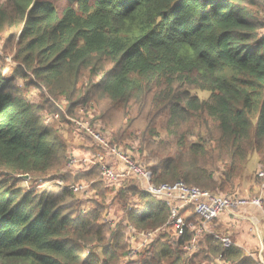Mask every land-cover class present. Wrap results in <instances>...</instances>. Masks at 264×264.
Instances as JSON below:
<instances>
[{"label":"trees","instance_id":"16d2710c","mask_svg":"<svg viewBox=\"0 0 264 264\" xmlns=\"http://www.w3.org/2000/svg\"><path fill=\"white\" fill-rule=\"evenodd\" d=\"M261 12L263 0H0V41L15 45L0 57L14 65L12 78L0 67V264H263L264 239L240 246L224 214L196 235L202 222L186 208L193 227L178 235L169 206L137 182L70 168L71 156L102 151L66 121L122 146L155 185L239 197L251 156L264 167ZM95 92L125 110L118 128L85 114ZM133 112L148 133L131 129ZM50 114L68 129L47 124ZM79 184L86 194L72 192ZM131 230L152 236L128 260Z\"/></svg>","mask_w":264,"mask_h":264},{"label":"built area","instance_id":"2783aa9c","mask_svg":"<svg viewBox=\"0 0 264 264\" xmlns=\"http://www.w3.org/2000/svg\"><path fill=\"white\" fill-rule=\"evenodd\" d=\"M81 120L66 118V121L72 124L73 129L95 142L100 147L102 153L93 157L71 156L68 166L70 168L79 164L95 166L99 170L102 180L111 184L129 180L137 182L144 191L164 201L169 206L167 225L172 231L177 232L178 235H182L186 228L193 227L192 222L185 216L186 213H190L186 208H191L193 214L202 221V227L197 230L196 235H199L203 231L208 222L217 219L231 209L251 206L257 210H263L262 198L249 200L241 197L218 196L196 187H190L183 182L155 185L151 183L150 171L132 159L129 152L116 145H111L87 121ZM45 121L47 124H55L60 133L68 129V124L59 120V114L47 115ZM258 176H263V173H258ZM70 189L75 194H86L88 186L79 184L70 186ZM250 222L256 226L259 223L257 220H250ZM151 236V232L141 231L134 233L131 230L130 240L132 245L128 250L126 258L133 260L139 250L145 247ZM221 241L224 247L232 245L230 238H222ZM194 242L193 239L190 247L194 245ZM188 249V246L183 247V250Z\"/></svg>","mask_w":264,"mask_h":264},{"label":"rangeland","instance_id":"374dc122","mask_svg":"<svg viewBox=\"0 0 264 264\" xmlns=\"http://www.w3.org/2000/svg\"><path fill=\"white\" fill-rule=\"evenodd\" d=\"M263 2H264V0H263ZM257 19H258V21L261 24H264V13L261 12L258 15ZM5 37H6V35L2 39H4ZM6 48H7L6 50L3 49V41L1 40L0 41V57L4 56L5 53L6 54L12 53V50L15 48V45L13 43H9V44L6 45ZM10 58H11L10 55H8V57H3L2 61L0 62V67L5 68L3 70V75L6 78H12L14 76L13 75V73H14V65L11 63ZM14 80L15 81L18 80L19 83L21 82L17 78H14ZM13 84L15 86H17L15 83H13ZM97 95H99V94L97 92H95L92 101H90V100L87 101V104H88L87 107H86L87 112H85V114H91L92 115V113H94V111H95L98 115L100 114L99 116L103 115L104 123L106 124V126L110 130L111 129L114 130V129L118 128V126H120V124L125 121V118H124L125 110H123L120 105H113V104L109 103L107 100H105V98L97 96ZM202 95H203V97H206L207 93H202ZM137 109H138V107H135V112H136ZM135 114L136 113H134V112L132 114H130V116L127 119L126 122H128L130 124L131 129H136V130L138 129V130H141V131H143L145 133H148L149 132L148 131V124H147V121H146L145 117H144L143 121L137 120L136 118H134V116H136ZM164 118H165L164 115H162L160 117H156L154 119V122H155L154 126L157 128L159 126V124L164 121ZM159 129H160V127H159ZM159 129H158V131H159ZM105 130L107 131L108 129L105 128ZM130 132L131 131L128 130L127 134H129ZM101 135H102V137L107 139L103 134H101ZM73 136H74V134L72 135V137ZM79 143H81V142L75 141L76 146ZM118 147H120V146H118ZM121 148H122V146H121ZM74 149H73V151H76ZM263 169H264V167H260V166L257 165V156H256V154H253L251 156V158L249 159V162H248L246 170H245V176L246 177L240 183V187L238 189L239 190L238 192H239V197H241V198H246V199H250V200H252L253 198H258V197L262 198V200H263V210L260 209L258 211H261L264 214V174H263V176H257L256 175L257 171H259V173H260L261 171H263ZM218 196H220V195H218ZM221 196H223V195H221ZM223 197H226V196H223ZM116 207H117V205H115L113 207V212L110 214L111 215L110 218H112V220H107L108 221L106 223L107 227H110V225H113L114 223L117 222V220H115V218L117 219V214H116V211H115V209H117ZM232 210L233 209H231L230 211L232 213H234L235 209L233 211ZM227 212H229V211H226V213ZM186 214H185V216H187V218H188L190 213H186ZM256 214L258 216L261 215L260 212H258ZM232 222H235V220L232 221ZM247 222L246 221H241V224L239 226H240V228L242 226L244 227V229H245L244 236L246 235V237L249 236L251 238L250 243H252V245H247L246 248H251L252 249L253 245H254V240L258 242V245H260L259 239L260 238L264 239V230L259 229V227L261 226L260 223H259V225L257 227L256 225L252 226V224H251V222L249 220ZM219 224L222 225V223H220V221H219ZM250 227H251V232H250ZM255 227H257V230H256ZM224 231H226L224 233L228 232L227 229H225ZM257 242H256V244H257Z\"/></svg>","mask_w":264,"mask_h":264},{"label":"crops","instance_id":"0c3cea01","mask_svg":"<svg viewBox=\"0 0 264 264\" xmlns=\"http://www.w3.org/2000/svg\"><path fill=\"white\" fill-rule=\"evenodd\" d=\"M237 209L238 210L235 211L234 213H232L231 211L227 212V214L225 213L219 220H222V223H230L234 229L233 234L237 240V243L240 244V246L246 247L247 245H252V243H250L251 238L249 236H247V237H246V235L244 236L245 229L243 226L241 228L239 226L241 224V221L247 222L248 220H257V222H259L261 224L259 229L264 230V223L262 221V220H264V214L261 211H258L257 209L252 208L251 206H247V207L240 208V209L237 208ZM258 212L261 213L260 216H258L256 214ZM234 220H235V222H232ZM259 223H258V225H259ZM258 225H257V227H258ZM257 227H256V230H257ZM250 232H251V227H250ZM256 242L257 241L254 240V245H253L252 249H255L258 247V242H257V244H256ZM259 243H261V238L259 239Z\"/></svg>","mask_w":264,"mask_h":264},{"label":"bare ground","instance_id":"6f19581e","mask_svg":"<svg viewBox=\"0 0 264 264\" xmlns=\"http://www.w3.org/2000/svg\"><path fill=\"white\" fill-rule=\"evenodd\" d=\"M82 118H84V117H82ZM84 119H85V118H84ZM84 119H83V120H84ZM84 121H85V120H84ZM89 124H90V123H89ZM248 198H249V197H248ZM251 198H252V197H251ZM258 198H259V197H258ZM253 199H254V198H253ZM249 200H250V199H249ZM233 210H234V209H233ZM233 210H232V211H233ZM229 211H230V210H229ZM226 214H227V213H226ZM186 215H187V214H186ZM109 218H110V217H109ZM196 218H197V216H196ZM110 219H112V218H110ZM188 220H189V219H188ZM198 220H199V219H198ZM199 222H200V221H199ZM201 222H202V221H201ZM110 223H111V222H110ZM199 225H200V224H199ZM208 226H209V225H208ZM208 226H207V228H209ZM196 227L198 228V226H196ZM198 229H199V228H198ZM194 230H195V229H194ZM203 231H204V230H203ZM184 232H185V231H184ZM195 238H196V237H195ZM149 240H150V239H149ZM195 240H196V239H195ZM148 242H149V241H148ZM146 244H147V243H146ZM190 244H191V243H190ZM140 251H141V250H140ZM140 253H141V252H140Z\"/></svg>","mask_w":264,"mask_h":264},{"label":"water","instance_id":"95a60500","mask_svg":"<svg viewBox=\"0 0 264 264\" xmlns=\"http://www.w3.org/2000/svg\"><path fill=\"white\" fill-rule=\"evenodd\" d=\"M22 179H23L24 181H26V180L28 179V177H27V176H23Z\"/></svg>","mask_w":264,"mask_h":264}]
</instances>
